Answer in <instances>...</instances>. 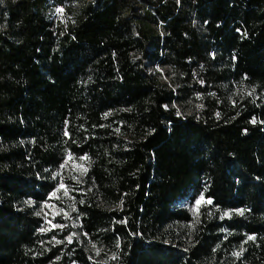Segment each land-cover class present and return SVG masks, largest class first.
I'll use <instances>...</instances> for the list:
<instances>
[{
  "label": "trees",
  "instance_id": "16d2710c",
  "mask_svg": "<svg viewBox=\"0 0 264 264\" xmlns=\"http://www.w3.org/2000/svg\"><path fill=\"white\" fill-rule=\"evenodd\" d=\"M49 1L0 0V264H264V0Z\"/></svg>",
  "mask_w": 264,
  "mask_h": 264
},
{
  "label": "rangeland",
  "instance_id": "374dc122",
  "mask_svg": "<svg viewBox=\"0 0 264 264\" xmlns=\"http://www.w3.org/2000/svg\"><path fill=\"white\" fill-rule=\"evenodd\" d=\"M89 0H66L62 3L58 1H49L47 5V17L56 21L59 24L65 25L72 21L77 13L88 3ZM62 9V11H60ZM159 71V69H157ZM87 169V160L74 159L67 155L64 164L55 173L57 179L56 190L50 195L49 201L44 205L45 221L49 229H55V220L68 221L71 224L73 235H77L73 215L70 210L72 199L71 191L76 190L80 178L84 175ZM197 201H200L197 204ZM194 204L195 213L201 205H207L210 202L202 198L198 199ZM229 213H220V217H228ZM190 227H188L189 229ZM238 252H233L232 256L237 257Z\"/></svg>",
  "mask_w": 264,
  "mask_h": 264
},
{
  "label": "snow or ice",
  "instance_id": "6c2138e0",
  "mask_svg": "<svg viewBox=\"0 0 264 264\" xmlns=\"http://www.w3.org/2000/svg\"><path fill=\"white\" fill-rule=\"evenodd\" d=\"M60 11H62V9ZM199 203H200V201H197V204H199ZM250 239H251V237H250ZM237 255H239V254H237Z\"/></svg>",
  "mask_w": 264,
  "mask_h": 264
}]
</instances>
